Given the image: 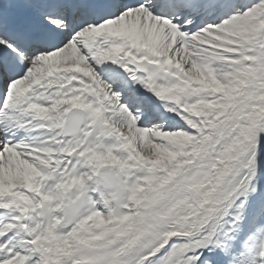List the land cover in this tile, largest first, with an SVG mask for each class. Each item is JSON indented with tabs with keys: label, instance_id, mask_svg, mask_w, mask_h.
Wrapping results in <instances>:
<instances>
[{
	"label": "snow or ice",
	"instance_id": "snow-or-ice-1",
	"mask_svg": "<svg viewBox=\"0 0 264 264\" xmlns=\"http://www.w3.org/2000/svg\"><path fill=\"white\" fill-rule=\"evenodd\" d=\"M0 264H264V0H0Z\"/></svg>",
	"mask_w": 264,
	"mask_h": 264
}]
</instances>
